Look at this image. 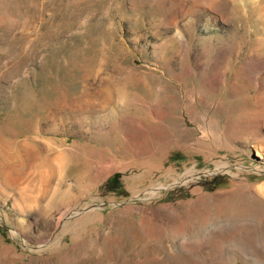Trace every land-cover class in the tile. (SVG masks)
Returning a JSON list of instances; mask_svg holds the SVG:
<instances>
[{
  "label": "rangeland",
  "instance_id": "obj_1",
  "mask_svg": "<svg viewBox=\"0 0 264 264\" xmlns=\"http://www.w3.org/2000/svg\"><path fill=\"white\" fill-rule=\"evenodd\" d=\"M0 136V264H264V0H0Z\"/></svg>",
  "mask_w": 264,
  "mask_h": 264
},
{
  "label": "bare ground",
  "instance_id": "obj_2",
  "mask_svg": "<svg viewBox=\"0 0 264 264\" xmlns=\"http://www.w3.org/2000/svg\"><path fill=\"white\" fill-rule=\"evenodd\" d=\"M21 118V117H20ZM31 119H20L18 120V126H24L29 124ZM33 124V122H32ZM11 129L9 134L15 137L19 135L17 131L21 128H16V126L8 127ZM17 137V136H16ZM35 139L31 137H26L24 143H15L12 141H3L0 136V182H6L10 184L19 185L21 182L33 179V174L31 173L33 163L36 161H41L43 167L49 165L52 161V152L49 150H36L30 148L27 142H33ZM8 146H16L15 153L4 152ZM35 177V176H34ZM1 184V183H0ZM15 187V186H14Z\"/></svg>",
  "mask_w": 264,
  "mask_h": 264
},
{
  "label": "trees",
  "instance_id": "obj_3",
  "mask_svg": "<svg viewBox=\"0 0 264 264\" xmlns=\"http://www.w3.org/2000/svg\"><path fill=\"white\" fill-rule=\"evenodd\" d=\"M226 183L225 182H220L219 184H218V188H221L222 186H224Z\"/></svg>",
  "mask_w": 264,
  "mask_h": 264
}]
</instances>
